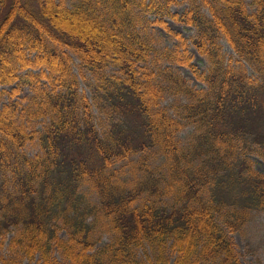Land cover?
I'll use <instances>...</instances> for the list:
<instances>
[{
	"label": "trees",
	"instance_id": "16d2710c",
	"mask_svg": "<svg viewBox=\"0 0 264 264\" xmlns=\"http://www.w3.org/2000/svg\"><path fill=\"white\" fill-rule=\"evenodd\" d=\"M181 1L189 7L172 12ZM251 4L0 0V251H10L0 264H169L171 251L174 264H243L217 215L236 231L264 210V172L250 158L264 157V0ZM165 15L196 28L207 70ZM148 23L177 46L156 49ZM152 56L187 65L206 87L154 70ZM23 85L31 96H18ZM168 90L187 97L174 113Z\"/></svg>",
	"mask_w": 264,
	"mask_h": 264
},
{
	"label": "rangeland",
	"instance_id": "374dc122",
	"mask_svg": "<svg viewBox=\"0 0 264 264\" xmlns=\"http://www.w3.org/2000/svg\"><path fill=\"white\" fill-rule=\"evenodd\" d=\"M252 0H247L248 6L251 10H253V5L251 4ZM72 3V2H71ZM189 7V3L187 1H181L175 5L172 6V12L176 13H183L187 8ZM206 9V8H205ZM207 10V9H206ZM151 17V19H154V16H148ZM163 18L167 21V24L175 31L181 32L185 37L189 40V51L190 54L193 56V63L196 64V66L200 70H207L209 63L207 58L202 55L196 45L194 44L193 38L196 37L197 31L195 27L183 24L177 20H175L173 17L165 15ZM142 27V26H141ZM147 33L150 35L153 45L158 49L159 51L165 49V48H172L174 49L177 44L179 43V40L177 37H175L173 34H171L164 26L160 24H153L148 23L147 24ZM221 42L223 44L224 51L228 54V56L233 55L237 56L235 51L232 49V47L229 45V43L225 39H221ZM74 57V63H73V69L74 71L80 76L81 80V91L85 90L87 94L92 97V90L88 85V82L84 81L81 76V64L80 60L75 54H72ZM148 65L153 68L154 70H157L159 67H166L169 66L173 69L174 72L184 76L189 80V83L192 86H196L198 88H205L206 83L201 81L196 77L193 70L188 67L187 65H182L176 62H171L167 59L162 60H154L153 56L150 58ZM109 72H115L116 68L115 66L109 67ZM250 73L257 76V73L253 71L251 67H249ZM36 71H39V69H36ZM87 76H90V72L85 71ZM17 86V83H14L12 85H6L3 86L4 88L8 90H12L13 87ZM33 94L32 90L28 85H23L21 88V91L19 93V97L23 96H31ZM9 98L8 95L4 96V99L2 101H7ZM187 101V97L175 94L172 91L168 90L165 94L163 104L171 108V112H175V109L173 108L174 105H179L181 103H184ZM95 112H97V108L95 107ZM43 125V122L38 123V127H41ZM193 126H187L183 130H181L177 134V139L181 141L182 144H185L189 138L190 133L193 131ZM26 150L28 154L33 155L37 151V147L35 145L29 144L26 147ZM251 160L254 161V166L257 170L264 172V157L261 155H258L256 153H252L250 155ZM153 163L155 165H159L161 163V159L156 158ZM95 200H98V197L95 195L93 196ZM169 201V199L166 197L163 199V202ZM218 220L220 223L228 230L232 240L234 241L235 247L239 253V257L243 264H264V210H252V214L250 219L239 229L236 231H232L228 225L225 223L224 218L218 214L217 215ZM64 234V233H62ZM110 239V236L108 234H105L102 241L105 243ZM102 243V244H104ZM9 243L5 244V247L0 251V255H8L10 254V251L8 249ZM146 249H140L138 250L137 254L139 258H147V253L145 254ZM168 255L170 257V263L174 264L175 254L171 252H168ZM22 264H41L39 261V257H36L34 260H30L28 258L24 259ZM149 264H154L153 262H149Z\"/></svg>",
	"mask_w": 264,
	"mask_h": 264
}]
</instances>
